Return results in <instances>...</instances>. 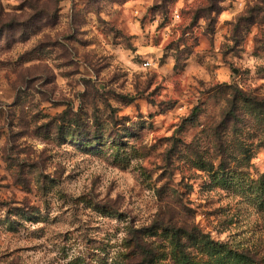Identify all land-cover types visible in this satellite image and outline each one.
<instances>
[{
    "label": "clouds",
    "instance_id": "1",
    "mask_svg": "<svg viewBox=\"0 0 264 264\" xmlns=\"http://www.w3.org/2000/svg\"><path fill=\"white\" fill-rule=\"evenodd\" d=\"M0 264H264V0H0Z\"/></svg>",
    "mask_w": 264,
    "mask_h": 264
}]
</instances>
